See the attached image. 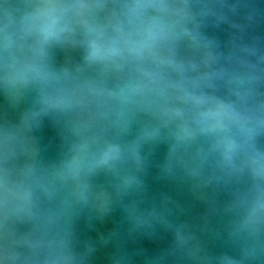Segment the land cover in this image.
I'll use <instances>...</instances> for the list:
<instances>
[{"label":"clouds","instance_id":"9594fccd","mask_svg":"<svg viewBox=\"0 0 264 264\" xmlns=\"http://www.w3.org/2000/svg\"><path fill=\"white\" fill-rule=\"evenodd\" d=\"M0 264H264V0H0Z\"/></svg>","mask_w":264,"mask_h":264}]
</instances>
